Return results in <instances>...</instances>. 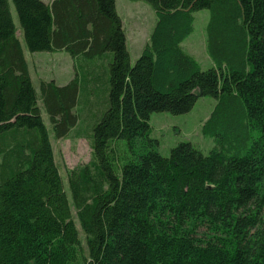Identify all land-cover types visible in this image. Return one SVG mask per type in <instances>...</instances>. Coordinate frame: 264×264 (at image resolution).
<instances>
[{"label":"trees","instance_id":"trees-1","mask_svg":"<svg viewBox=\"0 0 264 264\" xmlns=\"http://www.w3.org/2000/svg\"><path fill=\"white\" fill-rule=\"evenodd\" d=\"M11 1L31 52L113 59L70 200L50 129L62 139L78 125L80 80L38 92L0 0V264H264V0H143L157 21L135 65L116 0ZM199 10L206 70L182 47ZM203 96L217 102L203 125L215 147L160 154L151 114L188 113Z\"/></svg>","mask_w":264,"mask_h":264},{"label":"rangeland","instance_id":"rangeland-1","mask_svg":"<svg viewBox=\"0 0 264 264\" xmlns=\"http://www.w3.org/2000/svg\"><path fill=\"white\" fill-rule=\"evenodd\" d=\"M10 6L18 37L37 91L39 92L42 80H55L60 86L67 84L77 76L80 80L78 103L74 109L79 118L78 125L70 130L66 138L62 139H55L50 129L56 162L71 200L68 187L70 171L93 161L90 131L108 106V69L113 54L107 52L103 57L90 58L82 55L73 58L67 51L31 52L12 1H10ZM116 7L123 20L131 63L135 65L140 60L143 49L156 25L155 11L150 4L143 0H116ZM193 15V31L182 42V47L198 61L202 70H206L213 66V61L206 49L210 12L209 10H199ZM216 104L213 97L203 96L197 100L193 109L188 113L181 115L167 112L151 114V137L159 140V153L168 157L172 148L182 142H190L207 155L216 143L213 137L204 133L203 125L211 117ZM43 117L50 127L47 114L43 113ZM72 214L80 232V239L86 246V236L73 206Z\"/></svg>","mask_w":264,"mask_h":264},{"label":"crops","instance_id":"crops-1","mask_svg":"<svg viewBox=\"0 0 264 264\" xmlns=\"http://www.w3.org/2000/svg\"><path fill=\"white\" fill-rule=\"evenodd\" d=\"M10 1L11 0H9V4H10ZM43 1H45L46 3H51L53 0H43ZM10 8H11V6H10ZM12 17H13V15H12ZM124 26V25H123ZM18 34V33H17ZM24 52V51H23ZM25 55V54H24ZM28 63V62H27ZM29 66V65H28ZM29 71H30V67H29ZM30 75H31V72H30ZM31 78H32V75H31ZM32 81H33V79H32Z\"/></svg>","mask_w":264,"mask_h":264}]
</instances>
